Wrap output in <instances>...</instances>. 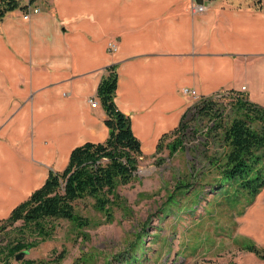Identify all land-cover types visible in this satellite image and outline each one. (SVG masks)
Masks as SVG:
<instances>
[{"label":"crops","instance_id":"1","mask_svg":"<svg viewBox=\"0 0 264 264\" xmlns=\"http://www.w3.org/2000/svg\"><path fill=\"white\" fill-rule=\"evenodd\" d=\"M35 0L0 20V219L62 170L70 151L108 136L96 98L117 65V108L145 154L199 97L241 91L264 107V0ZM206 8L191 13V3ZM20 5L28 0H19ZM108 42L117 45L107 48ZM241 86H245L241 90ZM264 227V187L248 206Z\"/></svg>","mask_w":264,"mask_h":264},{"label":"rangeland","instance_id":"2","mask_svg":"<svg viewBox=\"0 0 264 264\" xmlns=\"http://www.w3.org/2000/svg\"><path fill=\"white\" fill-rule=\"evenodd\" d=\"M185 94L191 102L182 148L170 151L169 136L160 152L143 153L112 204L99 209L90 197L76 200L72 220L46 219L41 230L0 222V246L28 244L11 264H264L246 249L264 248V227L249 221L241 183L220 172L223 145L214 125L233 116L236 93L210 96L223 109L222 120L191 119L201 97Z\"/></svg>","mask_w":264,"mask_h":264},{"label":"trees","instance_id":"3","mask_svg":"<svg viewBox=\"0 0 264 264\" xmlns=\"http://www.w3.org/2000/svg\"><path fill=\"white\" fill-rule=\"evenodd\" d=\"M34 1L20 5L19 0H0V20L15 8L26 11ZM256 2L260 5V0ZM116 88L117 65L111 64L104 69L96 89V98L106 114L107 138L102 142L87 141L75 146L62 170H50L41 186L18 203L7 217L0 219L5 228L21 222L19 229L22 231L31 227L41 230L46 219L72 220L75 214L73 202L86 197L93 199L99 209H104L113 203L117 185L130 182L143 151L131 129L129 116L115 104ZM231 91L236 93L230 108L233 116L227 122L219 121L214 125V130L219 129L223 145L220 172L222 177L241 183L251 204L264 187V107L250 101L240 91ZM194 108L196 111L191 119L222 120L223 109L211 97H201ZM185 116L186 112L177 127L159 138L155 153L161 151L169 136H174L169 143L170 151L182 148V136L188 126L184 122ZM27 246L22 239L0 246V262L11 264V259ZM246 249L264 260V248L258 249L250 243Z\"/></svg>","mask_w":264,"mask_h":264},{"label":"built area","instance_id":"4","mask_svg":"<svg viewBox=\"0 0 264 264\" xmlns=\"http://www.w3.org/2000/svg\"><path fill=\"white\" fill-rule=\"evenodd\" d=\"M205 8H206L205 2H203V3L192 2L191 6H190V11H191V13H199V12L204 11ZM37 12H39V9L36 7L27 9L26 11L23 12V18L29 19L31 14L37 13ZM107 48L110 51H114V50H116L117 45L114 42H108ZM244 89H245V86H241V90H244ZM182 91L184 93H193L194 95L196 94V91L193 89L183 88ZM89 102H90L91 107H96L98 105L97 99H95V98H90Z\"/></svg>","mask_w":264,"mask_h":264},{"label":"water","instance_id":"5","mask_svg":"<svg viewBox=\"0 0 264 264\" xmlns=\"http://www.w3.org/2000/svg\"><path fill=\"white\" fill-rule=\"evenodd\" d=\"M24 252H25V251H20L18 254H16L15 258H16V259H20V258H22Z\"/></svg>","mask_w":264,"mask_h":264}]
</instances>
